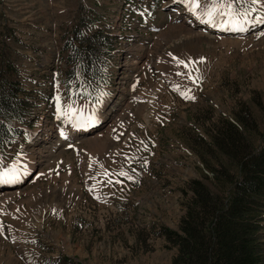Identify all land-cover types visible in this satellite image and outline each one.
Instances as JSON below:
<instances>
[{
  "label": "rangeland",
  "instance_id": "374dc122",
  "mask_svg": "<svg viewBox=\"0 0 264 264\" xmlns=\"http://www.w3.org/2000/svg\"><path fill=\"white\" fill-rule=\"evenodd\" d=\"M234 8L235 27L184 0H0V62L26 109L0 136V172L15 168L0 181V264H170L161 233L178 231L189 183L213 189L195 140L243 108L264 130V4ZM80 19L108 51L91 79L65 83L63 37Z\"/></svg>",
  "mask_w": 264,
  "mask_h": 264
},
{
  "label": "trees",
  "instance_id": "16d2710c",
  "mask_svg": "<svg viewBox=\"0 0 264 264\" xmlns=\"http://www.w3.org/2000/svg\"><path fill=\"white\" fill-rule=\"evenodd\" d=\"M94 24L75 21L63 37L65 83L91 79L108 51L110 36L93 30ZM6 68L11 67H0V136L9 140L16 132L5 123L20 119L26 109ZM218 121L207 129L208 142L195 140L198 154L214 161L211 166L203 159L213 189L204 175L191 181L178 231L161 233L177 249L170 264H264V130L258 131L246 108Z\"/></svg>",
  "mask_w": 264,
  "mask_h": 264
},
{
  "label": "snow or ice",
  "instance_id": "6c2138e0",
  "mask_svg": "<svg viewBox=\"0 0 264 264\" xmlns=\"http://www.w3.org/2000/svg\"><path fill=\"white\" fill-rule=\"evenodd\" d=\"M236 2H239V0H230V2H225V0H209V3L204 5L203 8H200L199 0H184L185 6L193 13V15H197L198 18L202 19L203 22L214 24L216 19L219 17L222 20H226L234 27L238 26L236 17L239 15L237 10L234 8V3ZM250 2L252 5L264 4V0H250ZM244 15L247 16L248 13L245 12ZM177 63L181 65L185 64L184 61H177ZM185 98L191 99V97ZM57 109L58 111L60 110L59 97H57ZM14 172V167L9 169L7 172H0V181L13 176ZM120 175H126V173L122 172ZM128 178L131 179V177Z\"/></svg>",
  "mask_w": 264,
  "mask_h": 264
},
{
  "label": "bare ground",
  "instance_id": "6f19581e",
  "mask_svg": "<svg viewBox=\"0 0 264 264\" xmlns=\"http://www.w3.org/2000/svg\"><path fill=\"white\" fill-rule=\"evenodd\" d=\"M73 129H74V127L72 128V130H73ZM87 129H88L87 131L92 130V129H90V128H87ZM61 132H64V131L61 130L60 133H59V135H61V136L64 135V134H61ZM49 135H50V134H49ZM42 140H43V139H42Z\"/></svg>",
  "mask_w": 264,
  "mask_h": 264
}]
</instances>
